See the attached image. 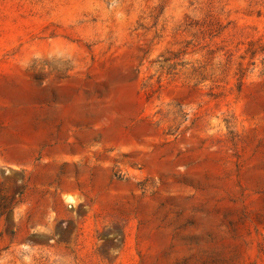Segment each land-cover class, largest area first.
Segmentation results:
<instances>
[{"label":"rangeland","instance_id":"rangeland-1","mask_svg":"<svg viewBox=\"0 0 264 264\" xmlns=\"http://www.w3.org/2000/svg\"><path fill=\"white\" fill-rule=\"evenodd\" d=\"M0 264H264V0H0Z\"/></svg>","mask_w":264,"mask_h":264},{"label":"crops","instance_id":"crops-1","mask_svg":"<svg viewBox=\"0 0 264 264\" xmlns=\"http://www.w3.org/2000/svg\"><path fill=\"white\" fill-rule=\"evenodd\" d=\"M88 156L89 155L87 153H83V155L72 157V159H74L75 161L87 160L89 158Z\"/></svg>","mask_w":264,"mask_h":264},{"label":"bare ground","instance_id":"bare-ground-1","mask_svg":"<svg viewBox=\"0 0 264 264\" xmlns=\"http://www.w3.org/2000/svg\"><path fill=\"white\" fill-rule=\"evenodd\" d=\"M71 200V199H70Z\"/></svg>","mask_w":264,"mask_h":264}]
</instances>
